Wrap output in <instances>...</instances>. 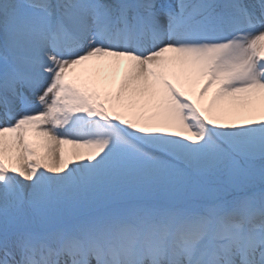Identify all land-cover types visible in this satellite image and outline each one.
I'll return each mask as SVG.
<instances>
[{"label":"snow or ice","instance_id":"snow-or-ice-1","mask_svg":"<svg viewBox=\"0 0 264 264\" xmlns=\"http://www.w3.org/2000/svg\"><path fill=\"white\" fill-rule=\"evenodd\" d=\"M0 264H264V0H0Z\"/></svg>","mask_w":264,"mask_h":264},{"label":"rangeland","instance_id":"rangeland-1","mask_svg":"<svg viewBox=\"0 0 264 264\" xmlns=\"http://www.w3.org/2000/svg\"><path fill=\"white\" fill-rule=\"evenodd\" d=\"M211 98V92H209L206 96H205V99H204V103L206 104L208 102V100H210ZM65 149H70L71 146L69 145H65L63 146Z\"/></svg>","mask_w":264,"mask_h":264}]
</instances>
